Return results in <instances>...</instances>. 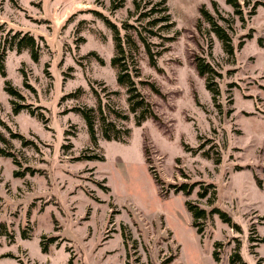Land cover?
<instances>
[{
    "label": "rangeland",
    "instance_id": "obj_1",
    "mask_svg": "<svg viewBox=\"0 0 264 264\" xmlns=\"http://www.w3.org/2000/svg\"><path fill=\"white\" fill-rule=\"evenodd\" d=\"M134 1L0 0V148L12 153H0V264H230L236 248L264 264V0H237L240 14L166 0L174 25L156 35L159 0ZM108 20L156 119L129 110ZM26 35L37 60L18 50ZM197 56L215 73L200 75ZM78 108L93 109L96 141ZM103 116L129 129L124 141L103 137ZM186 201L207 212L200 233Z\"/></svg>",
    "mask_w": 264,
    "mask_h": 264
},
{
    "label": "trees",
    "instance_id": "obj_2",
    "mask_svg": "<svg viewBox=\"0 0 264 264\" xmlns=\"http://www.w3.org/2000/svg\"><path fill=\"white\" fill-rule=\"evenodd\" d=\"M226 2L230 5H232V7L234 8L235 14H240V3L237 0H226ZM134 5H135V8H138L139 1L135 0ZM155 5H156V7H154V10H155L154 12H159V13L162 12V15H160V16H158V17H156L150 21H146V24H147L146 29L151 30V29H149L150 27H148V25L157 26L158 23H162V25H158L157 31H152L151 34H153V35L159 34L158 32H161V31H167V30L171 29L174 25V22L171 20V15L169 13V9L166 5V0H159L155 3ZM115 8H117V7H114L113 9H115ZM200 12H201V15L205 18V20L209 23L210 30L217 34L219 39L223 42L224 48L226 49V51L230 52L231 49L229 46V41H230L229 34L226 32V30L222 26L218 25L213 20V17L207 11H205L204 8H201ZM149 14H150L149 12H146V13L140 14L139 16H140V18H142V17H147ZM220 18L225 19L222 16ZM108 22L110 23L109 20H108ZM110 24L115 31L114 42H115V50H116L115 56L111 59V64H112V66H114L118 70L117 81L120 84L127 85L129 110L132 113H136V111L138 109L141 110V112L139 113V116H138V122L140 120L145 119L146 117H153L154 119H156L157 115L151 109V107H152L151 104L144 98V96L141 94V92L137 89V87L135 85L133 77H136V74H138L139 71H138V69H134L133 65H131V63H133V62H132V60L129 61V59H128V57H130V54L127 52L126 48L124 47V45L122 43V39L119 36L118 29L116 28V26L114 24H112V23H110ZM14 37H15V35H14ZM139 38L141 39V41L145 45L146 50L149 53L150 64L155 65L154 54L150 50L149 42L146 40L145 36L142 35L141 32L139 33ZM22 39L24 40L23 42H21L22 40L20 39L17 43L18 44V46H17L18 50L20 51L23 48H29L31 50L32 58L34 60H37L38 59V50H37V46L35 44L34 39L30 35H26ZM166 40H172V37H166ZM126 44L129 46L131 45L133 47L136 46L135 41L132 38L127 39ZM261 44H263V43H261ZM164 50H165V48H162V50H160V52L156 53V55L157 56L160 55L161 52H163ZM3 60H4V53L0 54V74L2 76H5V69H4ZM195 61H196L197 68H198L200 75L208 74L210 76V75L215 73V71L211 67V65L207 62H204L203 58L197 56ZM6 84H7L6 90L11 95L20 96V94L12 86H10L8 84V82ZM149 85L151 86L152 90L155 93H159V90L154 85V83H149ZM208 87L210 88V85H208ZM19 107H24V106L18 105L17 107L14 108V111L16 112ZM78 109L80 111H82V113L85 117L91 138L94 141H96V134H95V129H94L93 109H91V108H83V109L78 108ZM113 112H115L116 118H121L123 120L128 118L126 114H123L118 110H113ZM102 124H103L102 134H103V137L107 140L114 139V140L124 141L125 137H127V135L129 134L128 128L122 129L121 127L117 126L115 122L108 120L104 116L102 117ZM0 138L2 140H4V137L1 134H0ZM0 153L5 154V155H12V153L10 151H5L4 149H1V148H0ZM150 172H151V174H153V178L155 179V181L159 182L160 179L156 176V174L152 173L153 171H150ZM258 184L260 185L261 182L258 181ZM210 188H212V191H214L213 185L210 184ZM189 192L190 191H187V193H189ZM206 194H207V189H205L203 192H200L199 196L201 198H204L206 196ZM212 200H213V197L210 198L209 201H212ZM186 203H187V206L189 207V209L193 213V218H194L193 226L197 227V231L200 233L201 230L203 229V223H201L200 221L206 219L207 212L204 208H200L196 204H193L189 201H186ZM213 211H215V209L211 210V212H213ZM217 212H218L219 217L222 219L223 222L227 223L231 227L237 226V225H235V223H233L231 221L228 214H226L225 212H221V211H217ZM218 244L219 243H215L216 246ZM213 256H214V259L216 261L219 260V254L217 251L214 252ZM229 262H230V264H246L245 261L243 260L242 256H241L240 252L238 251V248H236L233 251V253L230 255Z\"/></svg>",
    "mask_w": 264,
    "mask_h": 264
}]
</instances>
